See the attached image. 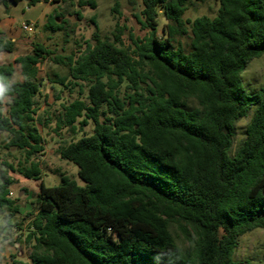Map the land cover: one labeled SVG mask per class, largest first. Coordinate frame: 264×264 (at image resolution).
<instances>
[{"label": "trees", "instance_id": "trees-1", "mask_svg": "<svg viewBox=\"0 0 264 264\" xmlns=\"http://www.w3.org/2000/svg\"><path fill=\"white\" fill-rule=\"evenodd\" d=\"M186 1L142 0L149 33L128 46L120 35L110 42L95 34L68 56L34 44L0 63V135L25 159L18 169L3 165L26 179L43 174L40 65L65 68L52 79L65 89L88 85L85 99L61 105L56 130L76 134L93 124L91 135L60 150L84 185L66 174L58 186L41 185L27 235L31 264H236L239 239L264 229V90L247 95L241 84L250 62L264 56V0H219L215 18L193 21L184 20ZM78 5L96 8L94 0ZM160 13L171 23L162 37ZM60 18L53 11L45 28L65 30ZM188 34L186 48L177 38ZM15 50V41L0 39V54ZM16 66L22 81H14ZM250 113L232 155L236 124ZM13 184L1 173L0 214L8 217L21 211Z\"/></svg>", "mask_w": 264, "mask_h": 264}, {"label": "rangeland", "instance_id": "rangeland-1", "mask_svg": "<svg viewBox=\"0 0 264 264\" xmlns=\"http://www.w3.org/2000/svg\"><path fill=\"white\" fill-rule=\"evenodd\" d=\"M96 8L89 6L79 7V0H49L36 7L29 8L25 2L11 5L7 12L8 23L0 18V39L12 40L16 43L14 53H1L0 63H13L19 56L31 53L34 44H41L53 50L58 55L68 56L73 52L82 51L87 41L94 39L98 34L101 39L115 42V34L120 35L121 41L126 45L132 43L133 38H143L149 33L143 24L142 0H94ZM219 0H187L184 20L193 21L197 17L207 16L215 18L219 11ZM58 10L65 20V30L53 33L45 28L48 16ZM5 8L0 5V16L5 17ZM78 12L81 14L79 17ZM160 25L158 35L163 36L167 26L171 23L160 13L158 18ZM31 26L34 33L24 31V26ZM188 27V25H187ZM189 28V27H188ZM189 35L178 37L177 40L186 48L189 43ZM14 81H22L20 69ZM54 74L65 76L67 70L53 64L50 60L40 65L39 78L41 93L36 99L38 108V120L48 121L46 128L37 124V128L44 139L45 152L39 156L43 174L40 180L26 179L18 171L6 169L3 163L6 161L18 169L19 164H25L23 154L15 149L7 150L5 144L8 135H0V175L6 171V176L13 179L11 187L13 199H20L21 211L14 217H8V213L0 214V264H31L30 256L33 253L32 243L27 242V235L34 216L37 213L36 199L43 184L47 188L61 184L62 174L74 179L80 186L84 183L78 177L76 165L63 161L60 158V150L68 143L81 137L91 135L93 124L77 131L69 133L63 128L57 130V123L63 120V103L69 104L76 99H85L88 91L86 83H78L65 89L63 86L52 82ZM241 84L247 95H253L264 90V56L250 62L241 74ZM252 114L237 122L232 140L231 154L234 155L245 140L246 127ZM10 222L11 225H8ZM236 264H264V229H257L239 239V246L235 252Z\"/></svg>", "mask_w": 264, "mask_h": 264}, {"label": "built area", "instance_id": "built-area-1", "mask_svg": "<svg viewBox=\"0 0 264 264\" xmlns=\"http://www.w3.org/2000/svg\"><path fill=\"white\" fill-rule=\"evenodd\" d=\"M23 29H24V31H26V32H28V33H34V30H33V28L31 27V26H24L23 27ZM13 196V192H11L10 193V197H12Z\"/></svg>", "mask_w": 264, "mask_h": 264}, {"label": "crops", "instance_id": "crops-1", "mask_svg": "<svg viewBox=\"0 0 264 264\" xmlns=\"http://www.w3.org/2000/svg\"><path fill=\"white\" fill-rule=\"evenodd\" d=\"M7 12V9H5V17H2V15L0 16V18L2 19L1 21H3V22H6V23H8L7 21H8V19H7V17H6V15L8 16V13H6ZM9 17V16H8Z\"/></svg>", "mask_w": 264, "mask_h": 264}, {"label": "clouds", "instance_id": "clouds-1", "mask_svg": "<svg viewBox=\"0 0 264 264\" xmlns=\"http://www.w3.org/2000/svg\"><path fill=\"white\" fill-rule=\"evenodd\" d=\"M3 98V90H0V99Z\"/></svg>", "mask_w": 264, "mask_h": 264}, {"label": "water", "instance_id": "water-1", "mask_svg": "<svg viewBox=\"0 0 264 264\" xmlns=\"http://www.w3.org/2000/svg\"><path fill=\"white\" fill-rule=\"evenodd\" d=\"M11 5H14L13 3H11Z\"/></svg>", "mask_w": 264, "mask_h": 264}]
</instances>
